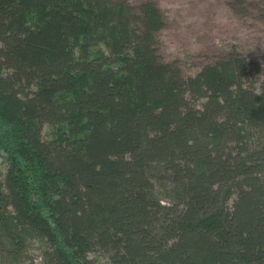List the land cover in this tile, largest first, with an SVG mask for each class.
Listing matches in <instances>:
<instances>
[{"label":"trees","instance_id":"16d2710c","mask_svg":"<svg viewBox=\"0 0 264 264\" xmlns=\"http://www.w3.org/2000/svg\"><path fill=\"white\" fill-rule=\"evenodd\" d=\"M163 27L151 0H0V264H264V67L184 76Z\"/></svg>","mask_w":264,"mask_h":264},{"label":"rangeland","instance_id":"374dc122","mask_svg":"<svg viewBox=\"0 0 264 264\" xmlns=\"http://www.w3.org/2000/svg\"><path fill=\"white\" fill-rule=\"evenodd\" d=\"M127 1L137 5L143 0ZM151 1L164 16V27L157 33V54L160 60L176 64L184 76L224 57L232 47L251 67H264V18L258 12L264 0ZM36 246L30 245L27 260L39 264Z\"/></svg>","mask_w":264,"mask_h":264}]
</instances>
